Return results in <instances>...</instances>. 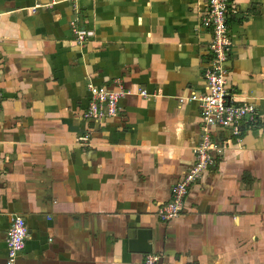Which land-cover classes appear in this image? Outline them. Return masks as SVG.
<instances>
[{"label":"crops","instance_id":"obj_1","mask_svg":"<svg viewBox=\"0 0 264 264\" xmlns=\"http://www.w3.org/2000/svg\"><path fill=\"white\" fill-rule=\"evenodd\" d=\"M234 3L227 81L260 121L162 221L201 139L208 1L0 0V264L15 216L17 264H264V0ZM116 81L122 114L85 119L88 85Z\"/></svg>","mask_w":264,"mask_h":264},{"label":"built area","instance_id":"obj_2","mask_svg":"<svg viewBox=\"0 0 264 264\" xmlns=\"http://www.w3.org/2000/svg\"><path fill=\"white\" fill-rule=\"evenodd\" d=\"M207 1L208 10L201 25L213 34L210 44L211 58L204 71V91L194 92L189 97L191 101L198 103L202 114L201 139L194 147L195 162L185 172L184 177L173 184L170 199L157 210V216L162 221H170L182 214L192 185L217 163L230 141L243 144L245 134L257 127L260 121L258 106L237 94L227 81L229 69L226 63L233 48L230 21L237 14L234 0ZM71 26L79 45L86 44L94 35L92 31L81 28L78 20H72ZM88 87L91 98L82 114L85 119L99 122L122 114L120 100L130 93L123 82L116 81L115 87L94 83H90ZM139 93L149 96L143 89ZM1 99L0 91V101ZM28 237L26 220L21 216L13 217L8 231L7 264H17ZM159 260L158 254L148 253L143 264H158Z\"/></svg>","mask_w":264,"mask_h":264}]
</instances>
